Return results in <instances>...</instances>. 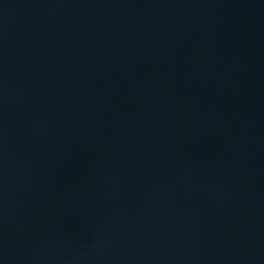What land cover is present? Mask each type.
Wrapping results in <instances>:
<instances>
[{"label": "water", "instance_id": "obj_1", "mask_svg": "<svg viewBox=\"0 0 264 264\" xmlns=\"http://www.w3.org/2000/svg\"><path fill=\"white\" fill-rule=\"evenodd\" d=\"M0 264H264V0H103Z\"/></svg>", "mask_w": 264, "mask_h": 264}]
</instances>
